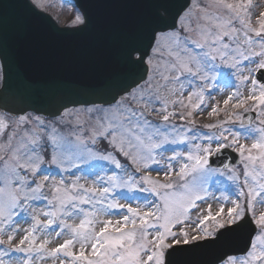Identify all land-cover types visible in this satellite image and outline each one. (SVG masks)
<instances>
[{
    "label": "snow or ice",
    "instance_id": "snow-or-ice-1",
    "mask_svg": "<svg viewBox=\"0 0 264 264\" xmlns=\"http://www.w3.org/2000/svg\"><path fill=\"white\" fill-rule=\"evenodd\" d=\"M120 2L138 11L110 31L123 73L101 86L99 104L52 119L0 106V264H175L181 244L237 236L245 246L212 264H264V211L254 207L264 204V11L253 27L251 0ZM38 7L44 0L0 3V61ZM232 77L236 90L212 102ZM229 148L242 182L230 163L213 166ZM225 175L235 190L210 193Z\"/></svg>",
    "mask_w": 264,
    "mask_h": 264
},
{
    "label": "water",
    "instance_id": "water-1",
    "mask_svg": "<svg viewBox=\"0 0 264 264\" xmlns=\"http://www.w3.org/2000/svg\"><path fill=\"white\" fill-rule=\"evenodd\" d=\"M76 3L87 18L86 27L60 29L48 15L37 10L25 16L13 54L6 62L0 61V106L6 113L33 112L52 118L59 114L57 109L63 112L65 107L99 104L101 86L123 73L118 48L109 34L117 22L129 19L138 10L123 6L120 0ZM9 11L13 16L20 15L18 9ZM215 160L213 157V164ZM235 162L233 157L229 163ZM237 242L233 238L227 243L180 246L175 264H212L224 252H238L246 240Z\"/></svg>",
    "mask_w": 264,
    "mask_h": 264
},
{
    "label": "rangeland",
    "instance_id": "rangeland-1",
    "mask_svg": "<svg viewBox=\"0 0 264 264\" xmlns=\"http://www.w3.org/2000/svg\"><path fill=\"white\" fill-rule=\"evenodd\" d=\"M230 2H233V0H230ZM44 4H45V7H43V8H39L38 7V8L41 9L42 11H45V12L49 13L50 15L54 16L56 19H58V21H59V23L61 25L62 24H67V23H70L71 25H73L72 24V20L75 18V16L77 14L75 13V10H74V8L72 6H70L67 3H65V0H44ZM249 11L251 13L250 17H251V22H252L253 27H258L257 17L259 16V13L261 11H264V0H251ZM195 23H196V21H195V19H193V25H195ZM192 35L195 37V33H193ZM248 66H250V65H245L244 66L245 67V72H244L245 75L247 74L246 68ZM251 66H254V65H251ZM230 82H231L232 86H226L225 84H218L217 85V89L218 90L216 92L212 93V96L215 97V101H212V102L219 101L220 105L223 106V100L225 98H227L229 93L235 91L236 87H237L236 80H235L234 77L230 78ZM248 87H250V83L248 85H246V86L241 88V91L243 92V94L245 96L248 94V92H247V88ZM230 107L231 106L229 105V108ZM85 108L86 107H76V108H71V109H68V110L70 112H72L73 110L82 112V110L85 109ZM208 111H210V105L202 113H200V112L195 113V118L200 123L210 122L212 118L208 117V115H207ZM5 115H7V114H5ZM153 117H155V114H153ZM82 118L83 119H88L86 114H83ZM155 118L158 119V117H155ZM254 120H255V118H254ZM241 142L245 143V144H251L252 140L251 139L242 140ZM167 155H171V153L166 152L165 156H167ZM237 156H238V159H239V155L238 154H237ZM118 158L121 159L122 163H126V161H124L123 157H118ZM233 167L237 168L238 172L240 173L241 182H242V180H243V166L237 164L236 166H233ZM152 174L155 175V172H153ZM37 178L39 179V177H37ZM0 186H2V185H0ZM216 187L220 188L221 190L220 191H216L214 188H210L209 191H210V193H212L213 195H215L217 197H220L222 195H228V192L224 191L225 188H230L233 191L235 190V185L233 184V182H231V181H229L227 179V175H225L224 177L221 178V183L216 185ZM149 198L151 199L152 197H149ZM231 198H234V197H230V199ZM121 202H123V201H121ZM207 203H212L213 204V208H212L213 212H215L218 209V207H219V204L217 202H215V201L209 200ZM207 203H201L199 205V208H206L207 207ZM220 203H223V201L221 200ZM230 206H231L230 204H225V211H227V208L230 207ZM254 207H255V211H256L257 214H259L260 212L264 211V204L256 203L254 205ZM192 215H193V217H195L196 213H193ZM112 219L115 220V219H118V217L113 216ZM75 222L78 223L79 221L77 220ZM29 223H30V221L25 223L23 220H21V221H18V225L17 226H19L20 228H26V227H28ZM21 235H22V233H21ZM53 236H54V233H53ZM4 238H6V237H4ZM43 238H44L43 236H40V239H43ZM64 238H66V237H61L60 240H56L53 243L49 244V247H55L56 244L62 243ZM16 239L17 240L19 239V235L16 237ZM45 264H52V262H51V260H48V261L45 262Z\"/></svg>",
    "mask_w": 264,
    "mask_h": 264
}]
</instances>
